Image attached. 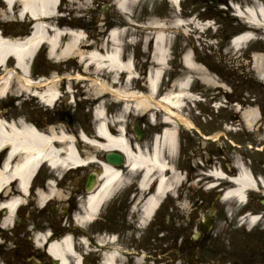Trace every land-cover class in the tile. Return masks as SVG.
Here are the masks:
<instances>
[{
  "label": "flooded vegetation",
  "instance_id": "1",
  "mask_svg": "<svg viewBox=\"0 0 264 264\" xmlns=\"http://www.w3.org/2000/svg\"><path fill=\"white\" fill-rule=\"evenodd\" d=\"M239 1L247 3L246 0ZM100 3L98 1L94 10L86 13L88 19L84 21L80 18L81 15L75 17L76 12L70 7L67 8L65 0H61L56 15L48 16L41 22H51L60 28L71 27L76 30L93 31L98 36L95 37L94 42L101 41L103 36L109 34L110 29L122 31L120 39L123 44V58L131 57L134 72H137L140 78L132 81V87L136 89L141 85L144 89V86H147L144 75L152 62L150 50L145 49L140 43L132 45L131 48L135 49L133 53L125 51L128 47L125 43L132 41L125 34L124 29L128 25V20L122 17L115 0H108V3L101 6ZM19 9V0H0V36L3 38L24 40L30 36L36 19L30 14L19 17ZM71 13L73 18L70 16ZM96 30H100L101 33ZM67 62L69 61L66 59L62 61L58 58L54 59L49 54V49L42 46L31 64L29 75V80L40 86L39 90L34 87L35 91L30 94L19 91L17 94L0 98V118L16 125L23 122L48 136L53 130L57 133H65L74 141L82 157H85L87 152L85 148L88 146L93 150L90 153L94 154L96 161L67 169L66 172L56 176V182L63 192L60 197L63 205L59 210L57 206L50 204L52 202L41 207L32 201L37 199L34 194L35 189L39 187L44 189L48 184L49 176L43 177L42 171L34 178L28 190V201L17 208L11 223H4L8 209L0 206V255L7 256V261L12 264H57L47 256L46 252H42L40 247L35 246L37 233L50 228L56 237L63 234L72 236L75 249L82 256L83 264H102L104 254L112 251L116 254V264H135L136 225L133 221V199L138 192L136 184L132 187L128 184L126 161L122 160L123 163L116 167L122 174L123 182L112 189L109 198L101 203L96 214L87 213L86 201L101 184L104 175L102 161L107 159L105 154L95 151L80 141V132L86 133L91 139L101 141L102 138L96 134L97 118L93 113L82 117L87 122L79 126L81 123L78 121L79 113L74 106L75 99ZM5 67L13 69L16 66L12 60H9ZM52 81L57 82L58 97L49 103L38 93ZM258 109L262 110L260 107ZM132 113L133 126H128L127 131L130 145L149 152L156 139L162 136L165 124L160 120L158 126L151 127L148 124L151 121L150 110ZM93 122L94 130L91 127ZM262 122L264 123V120ZM228 125H230L228 122L214 123L212 127L216 126L215 134L211 135L201 131L202 126L198 125L176 129L180 145L177 164L182 163L183 159H187V163L194 160V157L189 155V147L200 148L198 154L202 166L190 167L189 179L190 177L192 181L204 179L205 198L198 203L193 198L186 200L184 192L189 189L184 188L177 199H174L177 212L172 221L164 225L166 228L162 231L163 240L168 245L164 264H264V214L256 216L258 222L254 224H251L253 216L248 214L250 210L256 209L257 202L260 201V204L264 205L261 201L264 193H249V202L246 206L241 199L226 196L228 189L234 186L232 178L237 175L234 160L239 154L237 146L234 147L237 139L236 131L221 132ZM192 128L195 129L192 134L184 133L185 130ZM211 143L216 144L217 148L214 151L207 146ZM54 146L63 148L66 145L55 142ZM3 157L4 154L1 159ZM217 167L226 178L215 180L210 177L209 174ZM194 176L196 178H193ZM212 186L213 188H210ZM207 195H210V201ZM181 201L186 202L185 207L180 206ZM2 202L3 199L0 198V203ZM36 206L40 214L38 219ZM172 209L175 210L174 207ZM259 209L257 208L258 212ZM199 210H203L202 217L197 216ZM48 211H51L52 216L43 220L44 214ZM76 216L80 218L78 222L75 221ZM136 216L135 221H138L139 213Z\"/></svg>",
  "mask_w": 264,
  "mask_h": 264
},
{
  "label": "bare ground",
  "instance_id": "2",
  "mask_svg": "<svg viewBox=\"0 0 264 264\" xmlns=\"http://www.w3.org/2000/svg\"><path fill=\"white\" fill-rule=\"evenodd\" d=\"M20 9L19 17L30 14L32 18L42 21L49 15H54V7L58 0H19ZM133 0H115L117 8L125 14H129L131 2ZM140 1V0H136ZM175 8L178 9L182 0H169ZM238 14L245 16V20L250 24L253 31L255 28L263 29L264 34V7L262 3L257 2L241 9L236 6ZM186 25L185 22H177L172 25L175 29L179 26ZM153 29L150 39L145 40V49L150 50V56L153 67L147 75L148 96L142 93L126 92L123 93L118 89L110 90L100 81L95 80L94 89L90 92L89 99L92 103L97 102L94 116H97L96 134L102 138V141L86 138L80 135L79 138L85 144H88L95 151H107L109 149L122 150L128 157L127 166L129 172L137 173L140 180L137 185L138 194L135 197L133 210H139L140 224L147 225L153 216L161 210L167 201H174L180 194L186 177L178 171L175 162L178 158V149L176 145L175 128L177 121L181 118L180 109H182L187 101H194L198 98L190 91L194 78L192 75L179 77L174 80L173 89L168 93H164L158 97L162 80L167 72L166 65L171 60V32L170 26L162 22L155 21L150 24ZM255 34L253 31L241 32L232 41L235 49H242L246 44L258 40L262 34ZM257 32V33H258ZM121 31L113 29L107 35V39L103 41L99 47L87 45L85 42V33L75 29L60 28L51 22H39L34 25L33 30L28 37L24 39L3 38L0 36V69H4L3 75L0 77V98L9 96L12 92L17 94L20 90L12 88V84H19L24 92H34L39 85L29 80L30 61L34 58L36 50L42 46L49 49V54L59 61L63 59H77L79 63L84 64V70L87 71L91 67H95L98 71H106L113 77V83L118 85L119 80L124 79V83L129 85L132 80L138 77L134 72L133 62L129 58H123L122 40L120 39ZM85 44V45H84ZM85 46V47H84ZM87 47V48H86ZM9 60L15 64V68L7 69L5 66ZM184 66L195 72H200L191 54L188 53L183 58ZM253 66L256 69L258 77L264 81V55H253ZM19 71V73H17ZM205 71V70H204ZM201 71L206 74V71ZM21 75V76H20ZM18 77V78H17ZM77 79L82 78L78 74ZM204 81L210 82L206 75L202 76ZM114 86V85H113ZM39 90V89H38ZM111 92L118 102H123V114L112 122L105 113L106 93ZM40 97L47 102L52 103L58 96L57 82L52 81L45 85L43 90L38 93ZM164 111L163 123L168 124V128L153 143V148L147 152L140 147H131L129 141L122 133L125 127L122 125L124 114L132 110L148 111V110ZM155 114L152 115L154 119ZM247 127H251L253 120L259 118V111L246 110L243 114ZM176 121V122H175ZM114 132L115 135H114ZM48 136L40 133L28 124H14L0 118V198L3 202L0 206L8 209V215L4 223H11L14 219L15 211L21 204L22 206L28 201V190L31 181L39 169L40 165L48 164L58 175L66 172L67 169L94 162V154L85 153V157L80 155L79 149L73 146V140L65 133H57L54 130ZM55 142L65 144L63 148L53 147ZM4 154L3 159H1ZM104 175L98 189L87 199V213L89 215L96 214L101 203L109 198L112 189L123 182L120 171L113 169L111 166H104ZM238 174L236 179H232L234 185L228 189L226 196L246 201L249 190L256 189L260 186L254 183L253 177L249 170L242 164H238ZM215 179L225 178L219 169H215L210 173ZM59 184V183H58ZM49 182L44 189L36 188L34 194H37V204L41 207L48 205L53 199L62 197L59 195V185ZM264 191V180L261 181ZM210 188H213L210 187ZM32 191V189H31ZM140 195V197H139ZM181 207H185L186 202H179ZM135 211V210H134ZM135 211V212H139ZM76 222L80 220L78 216ZM258 222L257 217H253L251 224ZM49 234L39 233L36 237V245L47 247L49 254L61 260V264H80V256L75 252L74 245L70 236L65 237L58 242H50ZM103 264H116L115 252L104 254ZM70 257H72L70 259ZM70 259V261H69ZM136 264H146L145 259H138Z\"/></svg>",
  "mask_w": 264,
  "mask_h": 264
},
{
  "label": "rangeland",
  "instance_id": "3",
  "mask_svg": "<svg viewBox=\"0 0 264 264\" xmlns=\"http://www.w3.org/2000/svg\"><path fill=\"white\" fill-rule=\"evenodd\" d=\"M98 1L101 2L100 6L104 3H108V0H65V3L67 8L70 7L76 12L75 17L81 15L80 18L87 21L88 17L86 13L91 12L92 9L94 10ZM217 1L218 0H182L179 4L180 7L177 9L172 6L169 0H133L130 5L131 10L128 17L124 12L121 13L123 18L129 20L128 25L126 24L127 26H125V34L132 39L130 43H125V45L128 46L125 51L133 53L135 49L131 48L132 45L140 43L144 45L146 37L150 39L153 33V29L150 28L151 23L158 21L170 26L169 31L171 32L172 38L170 49H172V59L166 65L167 72L160 88V94L163 95L173 89L174 81H172V79H179L180 76L192 75L194 81L190 91L197 95V97L202 98L201 101H187L186 105L180 109L181 118L176 122L177 126H202L201 131H204L207 135H211L212 133L215 134L214 129L216 126L212 127L214 123L228 122L230 125L225 126L221 132L236 131L235 136L237 139L234 147L237 146L239 154L236 156L234 163L237 165L240 163L246 169H250L255 175L259 174L264 177V124L262 122L264 120V82L259 79L256 69H253L252 56H250L251 50H258L260 47L262 48L264 46V34L260 37V42L253 41L240 50L230 46L228 40L231 38V34L237 35L241 33L248 28V25L245 24L243 20H239L238 17L232 13V6L230 3L227 2L226 5H221L216 3ZM257 1L264 2V0ZM246 2L245 5L250 4L252 1L249 2V0H246ZM70 16L73 18L72 13ZM180 21L185 22L186 25L179 26L177 29L172 27L174 23ZM100 30L96 31L101 33ZM81 31L85 33L84 40L87 45L99 47L103 44V41L107 39L105 35L101 41L94 42V40H96L95 37H98L97 34H94L93 31ZM140 35L143 37L141 38ZM189 50L194 52L197 65L201 67L200 72H195L184 67L181 56ZM67 64L69 66L68 73L71 76L73 75L75 78L78 77V74L82 76L78 84H75V81H70V85H72V89H74V106L79 116H81H78V121L81 123L79 126L87 122L83 120L82 117L91 114L95 107V103H93L94 105H90L92 102L89 99L90 92L94 89V86H97L94 84L95 80L100 81L110 90L118 89L123 93L138 92L148 94V88L145 86L144 89L141 85L135 89L132 87V84L126 85L122 78L119 80L118 85L116 83L114 84L111 75L106 71H98L94 66L85 71L84 64L79 63L77 59H69ZM152 68H155L153 64L149 68L150 71ZM204 70L206 74L201 72ZM147 73L144 75L145 79ZM205 75L207 79H211L210 82L202 79V76ZM172 76H174V78H171ZM145 79L143 78V81ZM97 87H99V85ZM12 88L14 90L18 88V90L23 91L20 82L17 85L12 84ZM26 93L30 94L29 92ZM12 94L11 92L9 96ZM102 100H104L105 107L107 108V116H109L112 122L117 120V117L122 116L123 111L121 109L123 104L122 102H117V98L111 94V92H107L105 98ZM156 101H158V99H156ZM87 102H90V104ZM258 107L262 109L259 112L260 117L253 120L251 127H247V124H244L246 120H244L243 114L246 110H255L258 109ZM132 112L133 111H131V113ZM154 112L157 114L154 124L151 121L148 122L151 127L158 126L160 116L164 115L163 111L160 110H154ZM131 113L129 115L124 114V121L122 122L124 126H132L133 113ZM94 125L95 123L93 122L91 127ZM92 130H94V127H92ZM192 131H195V129H187L184 133L192 134ZM207 146L213 151L217 148L215 143L207 144ZM85 149L87 152L93 151L88 148V146H86ZM199 150V147H189V155L194 157V160L189 164H187V159H183L182 163L178 162L179 164L176 166L180 173L184 172L183 174L185 176L186 173L189 176L191 172L189 170L190 167L197 168V165L202 166L199 162ZM47 169L44 168V170H42L43 177L51 175ZM193 178H196V176ZM45 179L43 180L45 181ZM128 179V184L132 187L134 184H137L135 183L136 180H140V176L130 171ZM196 181L197 180L192 181L190 177L188 182L182 186V189H189L184 192V198H186V200H191L193 198L197 200L196 203H198L205 198L204 181L190 188L187 185L188 183L195 184ZM210 195L206 196L209 201L211 199ZM61 199L62 198L57 197L50 204H52V206H57L59 210L63 205ZM133 200L135 202V199ZM32 201L37 203V199ZM174 205V201H167L161 210L153 216L147 226L145 224L141 226L140 221H135V218H137L135 215L141 212L134 209L135 211H139L137 213L133 210V221L136 225L135 264L138 259H145L146 264H164V260L167 256L165 250L168 249V245L163 240L162 231L166 228L164 225L172 221L171 219L177 212ZM257 205L258 206H255L256 209H262L264 207V205L260 204V201L257 202ZM173 207L175 209L174 211L172 209ZM36 211L38 219L40 214L37 206ZM51 211L44 214L43 220H47L50 218L49 216H52V214H50ZM183 215L185 217L184 212ZM202 215L203 210H199L197 216L202 217ZM57 220L59 219L57 218ZM184 228L185 227H183V229ZM42 232L43 234L45 233V231ZM150 255H152L153 259ZM0 264H8L7 256L4 257L0 255ZM9 264L12 263L9 262Z\"/></svg>",
  "mask_w": 264,
  "mask_h": 264
},
{
  "label": "water",
  "instance_id": "4",
  "mask_svg": "<svg viewBox=\"0 0 264 264\" xmlns=\"http://www.w3.org/2000/svg\"><path fill=\"white\" fill-rule=\"evenodd\" d=\"M112 157H114V155H113V154H111V153H110V154H108V156H107V158H108L110 161H112V159H113ZM118 158H119V157H118ZM120 159H121V158H120Z\"/></svg>",
  "mask_w": 264,
  "mask_h": 264
}]
</instances>
